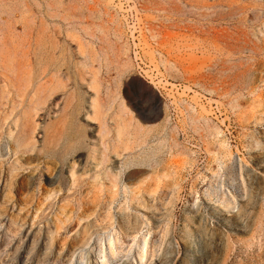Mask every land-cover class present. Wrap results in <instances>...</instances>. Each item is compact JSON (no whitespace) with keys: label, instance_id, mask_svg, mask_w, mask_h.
Here are the masks:
<instances>
[{"label":"rangeland","instance_id":"1","mask_svg":"<svg viewBox=\"0 0 264 264\" xmlns=\"http://www.w3.org/2000/svg\"><path fill=\"white\" fill-rule=\"evenodd\" d=\"M98 247L264 264V0H0V264Z\"/></svg>","mask_w":264,"mask_h":264},{"label":"bare ground","instance_id":"2","mask_svg":"<svg viewBox=\"0 0 264 264\" xmlns=\"http://www.w3.org/2000/svg\"><path fill=\"white\" fill-rule=\"evenodd\" d=\"M229 159H230V164L229 166L226 167V169L228 170V179L224 180V178H222L220 174L214 173L213 180L210 182V186L207 188L206 191L209 197H214L217 198L218 200H222L223 204L225 205H228L229 203L234 204V201L232 202L233 199L231 200L229 196L231 195L234 198L235 197L234 192H236L237 194L240 193L243 196L246 195V190H247L246 175H250L252 173V171H250V168L248 166L236 160V158L233 155H230ZM224 182H226L227 184L226 189L223 188ZM218 202L220 203V201ZM217 206L218 205L214 203V207H213L214 211L218 208ZM226 214L230 215L229 213ZM223 220H225V223L223 224L224 227H227L228 225L233 226V224L230 221V218L228 219L227 217L223 216ZM211 226H215V225L211 224ZM210 229L215 230V228L213 227ZM214 230L212 232H214ZM102 238L103 237H98V239H102ZM107 241L109 242V245H111L110 248H112V243L114 241L113 232L108 233ZM98 253L99 256L101 257L102 264H106V258H105L106 253L102 250L101 247H98ZM87 254H88V250L85 251L84 259L87 258Z\"/></svg>","mask_w":264,"mask_h":264}]
</instances>
